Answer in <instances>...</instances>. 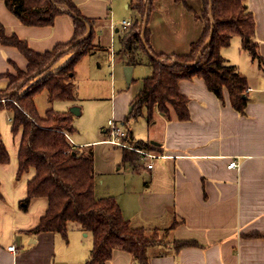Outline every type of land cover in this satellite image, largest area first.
<instances>
[{"label": "crops", "instance_id": "crops-1", "mask_svg": "<svg viewBox=\"0 0 264 264\" xmlns=\"http://www.w3.org/2000/svg\"><path fill=\"white\" fill-rule=\"evenodd\" d=\"M74 1L84 16L94 20V41L104 50L105 32L123 34L121 21L135 22L139 17L134 8L139 0ZM247 3L256 19L257 50L264 58V0ZM189 4L196 12L202 8L201 0H189ZM120 5L130 11L121 13L120 27L113 28ZM196 12L181 1L154 0L148 20L153 50L189 53L192 42L200 38L204 29V21ZM0 22L9 36H19L42 53L69 42L75 34L74 17L69 13L58 15L52 25H29L12 12L5 0H0ZM120 38L121 47L111 53L114 57L119 53L125 65H133V72L150 60L140 50L135 56L141 63H131L132 55L125 52L123 36ZM221 52L248 78L245 111L232 105L226 90L223 98L218 97L203 78L194 76L180 82L181 92L189 98V119H179L172 108L169 114L156 108L152 118L146 113L142 116L148 121L144 139L126 128L132 144L145 143L143 149L158 154L150 169L141 154L139 161L123 160L133 173L146 177L114 194L125 218L133 225L163 233L165 242L150 248L151 264H264V61L245 50L238 35ZM27 67L28 59L18 47L0 40V90L8 86V74H16L19 69L27 71ZM54 100L65 106L59 111H71L77 106L78 114L82 113L78 95L72 101ZM4 110L11 113L9 128L16 157L0 163V264H86L93 236L79 223H69L67 237L55 231L32 232L45 215L49 200L34 197L27 205L24 202L36 171L31 168L18 176L22 133L12 131L13 111ZM125 112L118 109L114 118L117 123H128ZM107 127L108 122L103 126L105 137L96 141L77 144L70 137L81 153L92 152L95 161L94 145L107 142ZM4 132L7 134V124ZM234 160L237 166L229 167ZM95 170L97 177L96 166ZM95 186L97 197L111 196L98 188L97 179ZM178 241L192 243L176 251ZM11 245L15 250L8 248ZM104 264L140 263L130 252L116 249Z\"/></svg>", "mask_w": 264, "mask_h": 264}, {"label": "trees", "instance_id": "trees-1", "mask_svg": "<svg viewBox=\"0 0 264 264\" xmlns=\"http://www.w3.org/2000/svg\"><path fill=\"white\" fill-rule=\"evenodd\" d=\"M5 1L12 12L29 25H52L62 13L71 14L75 24L72 40L42 53L32 49L19 36H9L0 22L2 43L18 47L28 59L27 71L19 69L17 75L8 74L9 84L0 90V112L5 108L11 109L12 131L22 133L18 176L21 177L31 168L36 171L28 183V195L24 202L27 205L34 197H47L49 200L45 215L32 232L55 231L67 237L69 223L77 222L85 230L91 231L93 236V248L86 264H104L112 258L116 249L130 252L140 264H151L150 248L164 240L154 234L155 232L150 235L145 227L135 226L125 218L115 196L97 197L93 153H81L70 137L76 130L73 113L52 107L47 109L45 115H40L36 104V96L42 91H47L51 99H76L75 84L72 81L76 74V65L83 56L94 54L99 46L94 41V20L84 16L74 0ZM153 1H150V11ZM175 1L184 2L190 10L196 12L189 0ZM201 1L202 8L196 14L204 21V29L200 38L192 42L189 53L155 52L150 43L147 26L146 40L155 56L149 54L141 37L148 1L139 0L134 5L139 17L133 25V31L127 38H123L124 50L132 55L133 64L141 63L137 62L135 56L137 50L147 53L150 56L151 74L144 78L140 93L131 102L126 122L138 119L145 113L148 118H152L156 108L166 114L173 109L179 119H189V98L181 92L180 82L194 76L203 78L218 97L223 98L226 90L232 105L241 112L245 111L248 102V78L227 61L221 49L230 45L232 38L238 35L242 38L243 48L253 57L264 61L257 50L255 15L249 9L247 0ZM213 20V40L204 50L198 64H183L182 62L196 60L200 48L211 33ZM88 24L92 27V34L87 39L79 40L87 32ZM62 50L64 51L61 52ZM68 51L73 52L71 59L62 67L52 69ZM57 54L59 55L54 63L48 66ZM35 73L36 75L31 76ZM24 79L25 83L11 92ZM134 146L144 148L146 144L137 142ZM135 151L123 148V160L139 161L140 153ZM10 160L0 127V163H8ZM191 243L178 241L175 249L177 251Z\"/></svg>", "mask_w": 264, "mask_h": 264}, {"label": "rangeland", "instance_id": "rangeland-1", "mask_svg": "<svg viewBox=\"0 0 264 264\" xmlns=\"http://www.w3.org/2000/svg\"><path fill=\"white\" fill-rule=\"evenodd\" d=\"M129 11L126 5H120L117 10V15L113 18L116 20L113 22V27H120L118 21L120 22V19H122L120 17L121 13H129ZM133 25L128 30L122 28L123 34L116 35V33H110L109 31L106 34L105 32L103 41L106 45V50L98 47L94 55L88 54L83 56L76 65V74L72 81L75 84L76 95H78L83 105L81 106V114H73L76 130L72 136L74 141L76 139L75 143L77 144H84L105 137L106 134L103 132V126L107 124L108 119H116L118 109L119 111L120 109H126L125 115L128 113L131 100L140 93L144 84V78L151 73V68L148 66L150 60L146 63H141L133 72L134 80L128 83L125 76L126 65L122 59L123 57L120 58L119 53L117 57H114L111 53V51L119 50L121 47L120 36L122 35L123 38H127L130 32L133 31ZM111 46L113 47L112 49ZM140 50H137V53ZM146 54L145 57L148 58ZM72 56L73 52H66L55 63L52 69L62 67ZM119 76L121 77L120 79H118ZM36 104L40 115H45L48 108L53 107L59 110L60 107H65L59 101L51 99L47 91H42L37 94ZM10 116L11 113L9 111L2 110L0 112V127L5 138L4 142L7 148L9 147L10 158L14 157L15 159V143L11 137L9 128ZM117 121L125 129L127 128L128 131H136L139 137L138 139H144V135L148 131V121L143 117L131 119L127 124H123L120 120ZM6 124L7 134L4 132ZM106 143L94 145L96 151L95 166L98 173L96 177L98 188H102L105 195L111 194L114 196V194L123 192L127 186L144 181L145 174L133 173L130 169L131 166L123 162L122 147L109 142L108 144ZM23 180L24 178H22ZM153 233L149 232L150 235ZM154 234L158 235L165 242L166 239L163 233L155 232Z\"/></svg>", "mask_w": 264, "mask_h": 264}, {"label": "built area", "instance_id": "built-area-1", "mask_svg": "<svg viewBox=\"0 0 264 264\" xmlns=\"http://www.w3.org/2000/svg\"><path fill=\"white\" fill-rule=\"evenodd\" d=\"M132 25L133 21L131 19H124L121 21V26L123 29L128 30ZM107 130L109 132V138L106 140L107 142L123 148L136 150L142 155L143 160H145L147 163V168L150 169L153 167V160L158 157V154L134 146L130 140L128 131L121 124L117 123L115 119L111 118L108 120ZM237 164L238 163L234 160L229 164V167L237 166ZM8 248L10 250H15V245H11Z\"/></svg>", "mask_w": 264, "mask_h": 264}, {"label": "water", "instance_id": "water-1", "mask_svg": "<svg viewBox=\"0 0 264 264\" xmlns=\"http://www.w3.org/2000/svg\"><path fill=\"white\" fill-rule=\"evenodd\" d=\"M150 1L151 0H148V3H147V7H146V11H145V15H144V20H143V27H142V40H143V43L145 44L149 54L151 56H155L154 53L152 52V50L150 49L148 43H147V40H146V29H147V26H148V20H149V15H150ZM62 9H65V8H62ZM213 9V4H211V10ZM214 29H215V26H214V20H213V24H212V29H211V33L209 35V37L206 39L205 43L202 45V47L200 48V51H199V54L196 58L195 61H187V62H182L183 64H186V65H191V66H195L198 64L204 50L211 44L212 40H213V35H214ZM92 34V27L88 24L87 26V32L79 39V40H84V39H87L88 37H90V35ZM64 50H62L61 52H63ZM60 52V53H61ZM59 53V54H60ZM57 54L54 59L48 64V66H51L54 61L56 60V58L58 57ZM174 63V62H173ZM43 69H41L42 71ZM40 72V71H39ZM38 73V72H37ZM36 75L35 74H32L31 76H34ZM125 76H126V79L128 81V83H131L132 81V78H133V65H126L125 67ZM26 79H24L18 86L16 89L12 90L11 92L13 91H16L17 89H19L24 83H25ZM10 92V93H11ZM245 97H247L245 95ZM71 112L74 113V114H78L80 112V109L77 107V106H73L71 108Z\"/></svg>", "mask_w": 264, "mask_h": 264}]
</instances>
